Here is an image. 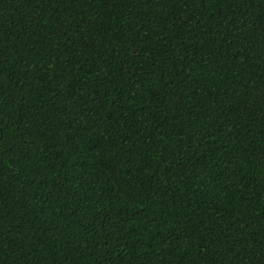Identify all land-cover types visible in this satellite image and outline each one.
Listing matches in <instances>:
<instances>
[{
  "label": "trees",
  "instance_id": "16d2710c",
  "mask_svg": "<svg viewBox=\"0 0 264 264\" xmlns=\"http://www.w3.org/2000/svg\"><path fill=\"white\" fill-rule=\"evenodd\" d=\"M0 264H264V0H0Z\"/></svg>",
  "mask_w": 264,
  "mask_h": 264
}]
</instances>
